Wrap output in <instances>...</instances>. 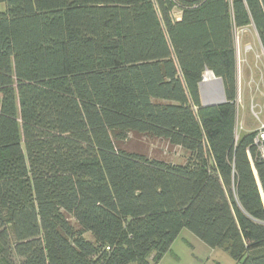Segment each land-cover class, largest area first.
<instances>
[{"label":"trees","instance_id":"obj_1","mask_svg":"<svg viewBox=\"0 0 264 264\" xmlns=\"http://www.w3.org/2000/svg\"><path fill=\"white\" fill-rule=\"evenodd\" d=\"M248 27L264 50V0H0V264H159L184 229L264 264V152L237 120ZM207 69L225 102L202 103Z\"/></svg>","mask_w":264,"mask_h":264},{"label":"rangeland","instance_id":"obj_2","mask_svg":"<svg viewBox=\"0 0 264 264\" xmlns=\"http://www.w3.org/2000/svg\"><path fill=\"white\" fill-rule=\"evenodd\" d=\"M178 12V10H176ZM178 15V14H177ZM237 50L239 63L248 58L253 61V66L248 67V78L251 80V92L255 87L264 90V52L258 34L254 27L237 31ZM207 73V72H206ZM206 75V74H205ZM214 76V75H213ZM215 78V76H214ZM219 82L220 80H216ZM221 87V86H220ZM221 89V88H220ZM222 90V89H221ZM246 89L245 80L241 77V93L238 101V134L246 129L256 130L264 122V93L254 97ZM255 95V94H254ZM263 97V98H261ZM261 98V100H260ZM261 101V102H260ZM259 102L263 105H259ZM129 147L145 152L152 157L163 158L175 163H185L189 157L187 151L178 146H171L161 139L138 138L129 143ZM86 237L93 239L91 233ZM159 264H241L236 262L228 251L223 248H212L205 244L188 229H184L175 240Z\"/></svg>","mask_w":264,"mask_h":264},{"label":"crops","instance_id":"obj_3","mask_svg":"<svg viewBox=\"0 0 264 264\" xmlns=\"http://www.w3.org/2000/svg\"><path fill=\"white\" fill-rule=\"evenodd\" d=\"M261 44V43H260ZM262 47V45H261ZM263 50V48H262ZM264 52V50H263ZM239 58V57H238ZM240 59H238V63H239ZM241 62V61H240ZM253 61H250L248 58L243 59V63H239V99L240 100V93H241V77L245 80L246 83V89H249L251 92V88L249 86H251V80L250 78H248L249 74H248V70L250 67L253 66ZM249 67V68H248ZM216 80H220L219 78H214V79H210V80H206V81H201L200 83V93H201V100L202 103L204 105H214V104H219L222 103L223 101H225L226 97H225V93H224V89H223V85H222V81L220 80L219 82H217ZM223 92V95L221 97V89ZM255 92H251V96H252V101L254 100V97L260 95L259 93H264V90L262 91L261 88H257L255 87ZM264 89V88H263ZM257 92H259L257 94ZM255 94V95H254ZM263 98V97H261ZM260 98V100H261ZM262 101V100H261ZM260 101V102H261ZM259 102V105H263ZM264 107V106H262ZM238 120V118H237ZM262 124H264V122H262ZM260 124V125H262ZM260 128V126H259ZM253 129H246L245 132H249L252 131ZM244 133V132H243Z\"/></svg>","mask_w":264,"mask_h":264},{"label":"built area","instance_id":"obj_4","mask_svg":"<svg viewBox=\"0 0 264 264\" xmlns=\"http://www.w3.org/2000/svg\"><path fill=\"white\" fill-rule=\"evenodd\" d=\"M207 71H210V70L207 69L206 72H207ZM206 72H205V74H206ZM205 74H204V76H203V81H206V79H205ZM263 141H264V124H262V125L260 126V128H259V133H258V135H257V137H256V139H255V142L260 146V149H261L262 152H264V147H263V145H262Z\"/></svg>","mask_w":264,"mask_h":264},{"label":"bare ground","instance_id":"obj_5","mask_svg":"<svg viewBox=\"0 0 264 264\" xmlns=\"http://www.w3.org/2000/svg\"><path fill=\"white\" fill-rule=\"evenodd\" d=\"M205 79H206V80L214 79V76H213V74H212L211 71H207V73H206V75H205ZM220 88H221V87H220ZM220 92H221V97H222V95H223L222 90H221Z\"/></svg>","mask_w":264,"mask_h":264},{"label":"water","instance_id":"obj_6","mask_svg":"<svg viewBox=\"0 0 264 264\" xmlns=\"http://www.w3.org/2000/svg\"><path fill=\"white\" fill-rule=\"evenodd\" d=\"M211 71V70H210ZM212 72V74L215 76V74L213 73V71H211ZM215 78H216V76H215ZM217 78H219V77H217ZM220 80H221V78H219ZM225 101H226V99H225ZM225 101H223V102H225ZM222 102V103H223ZM220 104V103H219Z\"/></svg>","mask_w":264,"mask_h":264}]
</instances>
